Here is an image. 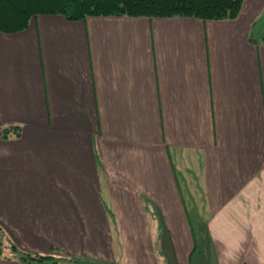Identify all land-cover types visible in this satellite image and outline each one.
<instances>
[{"label":"crops","instance_id":"crops-1","mask_svg":"<svg viewBox=\"0 0 264 264\" xmlns=\"http://www.w3.org/2000/svg\"><path fill=\"white\" fill-rule=\"evenodd\" d=\"M0 225L67 258L264 264V0L0 27Z\"/></svg>","mask_w":264,"mask_h":264},{"label":"trees","instance_id":"trees-1","mask_svg":"<svg viewBox=\"0 0 264 264\" xmlns=\"http://www.w3.org/2000/svg\"><path fill=\"white\" fill-rule=\"evenodd\" d=\"M244 2L245 0H0V27L8 31L20 30L29 26L41 14H59L69 20H84L95 16L232 20L241 14ZM3 234H7V231L0 225V236ZM2 244L0 240V256L8 250L12 253V258L22 264H58L62 259L78 263L92 260L76 257H59L57 260L51 254L22 250L13 242L7 245L9 249H3Z\"/></svg>","mask_w":264,"mask_h":264},{"label":"rangeland","instance_id":"rangeland-1","mask_svg":"<svg viewBox=\"0 0 264 264\" xmlns=\"http://www.w3.org/2000/svg\"><path fill=\"white\" fill-rule=\"evenodd\" d=\"M8 233V232H7ZM10 238V236L8 234H3V236H0V240L1 242H3V244L1 245L3 249L8 248V244L11 242L8 238ZM9 242V243H8ZM9 249V248H8ZM12 254V253H11ZM51 255L55 256V259L62 257V258H66V256H63L61 254H59L58 251H55V253H52ZM58 260V259H57ZM171 261V260H169ZM73 263V264H99V263H104L103 260H87L83 263H78V262H73V261H68L66 259H62L59 261L58 264H63V263ZM82 262V261H81ZM192 264H211V260L208 258V256H206V254L203 251L200 252H196L192 258ZM111 264H122L120 262H110ZM183 264H187L186 261H184Z\"/></svg>","mask_w":264,"mask_h":264}]
</instances>
